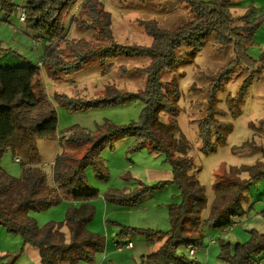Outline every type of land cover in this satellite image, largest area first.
I'll return each mask as SVG.
<instances>
[{"label":"trees","instance_id":"16d2710c","mask_svg":"<svg viewBox=\"0 0 264 264\" xmlns=\"http://www.w3.org/2000/svg\"><path fill=\"white\" fill-rule=\"evenodd\" d=\"M174 1L188 6L190 18L184 25L171 30L161 29L154 20L142 22L141 26L152 38L148 47L119 43L114 37L110 13L101 0L25 1L22 7L25 27L37 33L35 39L41 40L43 54L36 65L0 66V162L11 153L23 168V176L16 178L0 163V225L9 235L20 236L23 240L20 250L7 252L0 260L12 257L10 264H14L24 254V245H30L39 250L40 264L93 262L95 255L104 251L105 240L86 229L96 212L93 202L100 195L99 190L89 185L86 169L92 167L100 180H108V169L101 154L125 138L133 140L129 153L146 149L150 154L163 156L171 169L172 179L148 186L129 173L123 179L136 187L132 190L128 187L110 189L104 195L106 202L134 207L146 193L169 185L177 187L181 198L179 203L168 206L169 231H143L151 242L155 236L158 240L166 238V241L157 251L143 256L139 264H198L179 250L201 247L204 227L225 231L246 215L242 200L248 186L264 176V162L260 161L254 168L232 167L216 175L212 185L215 198L207 209V190L200 180L202 169L196 166L191 156L192 144L177 119L181 100L179 83L174 78L163 81L162 72H178L189 61V56L203 51L214 37L221 47L232 45L238 55L221 72L220 82L228 79L233 69L245 61L253 36L264 24V14L254 21L249 20V13L235 17L232 9L240 5L239 0ZM79 2L82 4L72 16L71 11ZM17 8L14 0H0V12L4 13L6 22ZM68 17L70 26H75L82 34L91 33L92 39L71 38L66 27ZM184 47L190 49L188 56L181 55ZM5 52L20 57L10 50ZM119 57L150 60L143 69L147 75L143 90L125 92L110 85L97 98L73 100L66 94H56L54 100L71 111L141 101L143 109L139 121L116 125L105 120L96 125L94 132L73 127L70 138L57 137L58 115L45 93L41 68L54 82L60 83L93 59L105 64ZM260 68L264 70V55ZM13 75L20 76V80H15ZM248 85H251L250 81ZM238 102V99L234 100L233 106ZM215 114L212 110L199 123L202 151L206 154L215 153L219 145H225L228 135L233 132V126L220 122ZM212 137H216V142H212ZM58 138L62 146H80L84 152L80 156L64 149L57 155L53 164L55 187L51 188L47 186L45 171L37 166L41 163L37 141ZM244 172H249L248 178L240 177ZM64 201L72 203L64 222L40 227L28 215L30 211L41 212ZM129 231L130 228L122 227L119 237ZM219 258L225 264H264V233L249 231L245 243L221 242Z\"/></svg>","mask_w":264,"mask_h":264},{"label":"rangeland","instance_id":"374dc122","mask_svg":"<svg viewBox=\"0 0 264 264\" xmlns=\"http://www.w3.org/2000/svg\"><path fill=\"white\" fill-rule=\"evenodd\" d=\"M14 1L18 8L9 22L5 21L4 13L0 12V66L36 65L43 54V44L41 40L36 41L37 33L29 31L20 20L26 0ZM239 1L240 5L232 9L235 17L249 13V20L254 21L264 14V0ZM101 2L110 13L114 37L122 45L148 47L152 44V38L141 26L142 22L154 20L161 29L171 30L184 25L190 18L188 6L174 0H101ZM81 4L82 2H79L71 11L72 16L78 12ZM69 22L68 17L66 27L71 38L92 39L91 33L82 34L75 26H70ZM6 50L17 53L20 57L5 52ZM189 51L190 49L184 47L181 49V55L188 56ZM246 55L245 61H241L242 64L233 69L229 78L220 82L221 72H224L238 55L232 45L221 47L213 37L203 51L189 56V61L178 72L174 74L162 72L163 81L174 78L179 83L181 100L177 119L192 144L191 156L196 166L202 169L200 180L207 190V209L215 198L212 185L216 175L232 167L254 168L260 161L264 162V70L260 68L264 55V27L253 36ZM149 64L148 58L137 57H119L108 60L105 64L93 59L80 71L67 75L60 83L54 82L41 68L45 93L58 115L57 137L61 139L67 133L72 135L73 127L94 132L96 125L102 124L105 120L116 125L139 121L143 109L141 101L122 106L71 111L58 105L54 96L66 94L73 100L77 98L88 100L102 95L110 85L125 92H138L145 88L147 75L143 69ZM13 76L15 80H20V76ZM249 81L251 85H248ZM235 98L240 101L237 106H233L235 104L233 101L237 100ZM212 110L216 112L217 120L233 126V132L228 135L225 145H219L215 153L206 154L202 151L199 123L204 121ZM60 139L56 140L60 142ZM132 142L130 138L121 139L113 148L107 147L103 150L101 157L108 169V180H100L92 167L86 169L89 185L100 191L99 197L93 202L96 212L94 218L87 224V231L101 235L105 240V248L103 252L95 255L93 262L82 264H139L143 256L157 251L166 241V238L158 240L155 236L151 242L143 231L170 230L168 206L181 201L175 185L151 190L143 195L138 205L134 207L118 206L106 202L104 198L110 189L128 187L132 190L136 187L128 185L123 179L124 175L130 173L146 185L152 186L166 177L163 171L170 170L163 156L150 154L146 149L129 153ZM212 142H216V137H212ZM70 151L80 156L84 152L80 146H73ZM0 163L9 175L16 178L22 176V165L11 153H7ZM248 176L249 172L240 175L243 179ZM68 203L64 201L41 212L30 211L28 215L35 219L40 227L49 223H61L64 222L71 206ZM242 205L247 213L237 219L233 228L225 231L203 228L204 241L201 247L195 249L196 258L190 256L189 249L181 248L179 253L185 252L198 264H225L219 258L221 242H229L232 245L245 243L249 239V231L257 230L264 233V176L248 186ZM122 227L130 228L131 231L119 237ZM129 244L132 248L127 249L126 246ZM22 245L23 240L20 236L9 235L0 225V251L14 253ZM20 259L17 258L14 264H18ZM11 262L12 257L0 260V264ZM25 263V259H22L20 264Z\"/></svg>","mask_w":264,"mask_h":264},{"label":"crops","instance_id":"0c3cea01","mask_svg":"<svg viewBox=\"0 0 264 264\" xmlns=\"http://www.w3.org/2000/svg\"><path fill=\"white\" fill-rule=\"evenodd\" d=\"M262 27H264V25ZM37 147H38L40 158H41V163L37 166L41 167L42 170L45 171L47 186L54 188L55 183L53 181V164L55 162V159H56L57 155L62 150L65 149L66 151H70V148L72 149V147H70L68 145L62 146L61 142H59V140H46V139L38 140L37 141ZM70 152H72V151H70ZM157 173H155V174H157ZM163 174L166 177H164L162 180H159V181H167V180L169 181L172 179L171 169L163 171ZM22 176H23V168H22ZM161 176H163V175H161ZM159 181H157V182H159ZM68 204L72 205V203H68ZM86 229H87V227H86ZM22 247H23V245H22ZM191 251H194L193 255H191ZM7 252H10V251H0V256H3ZM196 255H197L196 250H190V256L191 257L196 258ZM20 258H21L20 259L21 261H22V259H25V261H26L25 264H40V252H39V250L37 248L30 246V245H24V254ZM21 261H19L18 264H20Z\"/></svg>","mask_w":264,"mask_h":264},{"label":"built area","instance_id":"2783aa9c","mask_svg":"<svg viewBox=\"0 0 264 264\" xmlns=\"http://www.w3.org/2000/svg\"><path fill=\"white\" fill-rule=\"evenodd\" d=\"M24 19H25V14L22 13V16H21V18H20L21 22H24ZM69 135H70V133H67L64 137L68 138ZM18 161H19V160H17V162H18ZM126 248H127V249L132 248V245L129 244V245L126 246ZM119 250H121V248H119ZM193 254H194V252L191 251V255H193Z\"/></svg>","mask_w":264,"mask_h":264}]
</instances>
